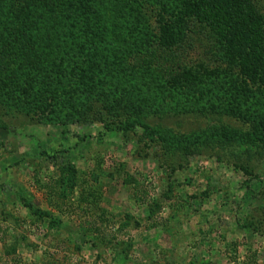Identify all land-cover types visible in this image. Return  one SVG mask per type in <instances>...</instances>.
Returning a JSON list of instances; mask_svg holds the SVG:
<instances>
[{
	"label": "rangeland",
	"instance_id": "374dc122",
	"mask_svg": "<svg viewBox=\"0 0 264 264\" xmlns=\"http://www.w3.org/2000/svg\"><path fill=\"white\" fill-rule=\"evenodd\" d=\"M119 77L131 99L95 100L99 116H0V264H264V150L227 161L211 141L182 153L157 135L203 142L249 124Z\"/></svg>",
	"mask_w": 264,
	"mask_h": 264
},
{
	"label": "trees",
	"instance_id": "16d2710c",
	"mask_svg": "<svg viewBox=\"0 0 264 264\" xmlns=\"http://www.w3.org/2000/svg\"><path fill=\"white\" fill-rule=\"evenodd\" d=\"M135 71L147 85L195 93L205 114L250 126L203 142L157 130L171 151L211 141L240 162L264 150V0H0V116H99L95 100L131 99L119 76Z\"/></svg>",
	"mask_w": 264,
	"mask_h": 264
}]
</instances>
